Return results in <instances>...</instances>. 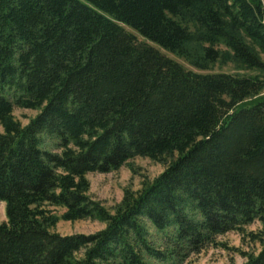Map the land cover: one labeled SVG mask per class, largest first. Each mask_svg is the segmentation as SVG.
Segmentation results:
<instances>
[{"label": "trees", "instance_id": "trees-1", "mask_svg": "<svg viewBox=\"0 0 264 264\" xmlns=\"http://www.w3.org/2000/svg\"><path fill=\"white\" fill-rule=\"evenodd\" d=\"M138 155L165 168L112 211L88 174ZM0 200V264H184L231 230L264 264V0H0Z\"/></svg>", "mask_w": 264, "mask_h": 264}, {"label": "rangeland", "instance_id": "rangeland-1", "mask_svg": "<svg viewBox=\"0 0 264 264\" xmlns=\"http://www.w3.org/2000/svg\"><path fill=\"white\" fill-rule=\"evenodd\" d=\"M139 38L143 39L142 36H139ZM158 47L163 52L184 63L187 67L197 69L184 58L179 57L163 47ZM220 69L230 70V66H217L215 68V70ZM37 112L36 109L22 107H16L14 111L16 117L24 124H26ZM131 161L132 166L125 164L117 170L109 172L95 171L88 174L91 180L90 193L95 198L102 200L112 211L114 210L115 205L122 199L125 188L130 187L135 190L142 188L145 181L155 178L165 168L164 163L148 156L138 155ZM57 210L59 213L62 212L60 209ZM5 219V202L0 200V220ZM260 225L259 221H255L246 228L247 230L258 229ZM104 226L105 223L98 218L78 220L60 218L53 228L62 233H93ZM218 240L221 243L230 245V248H225L223 245H208L200 253H192L184 264H243L245 262L246 257L233 248L234 246H240L244 249L249 248L247 238L243 239V235L239 231L231 230L219 236ZM256 248L258 249L259 246L257 245Z\"/></svg>", "mask_w": 264, "mask_h": 264}]
</instances>
